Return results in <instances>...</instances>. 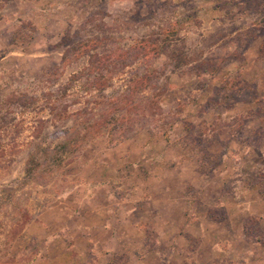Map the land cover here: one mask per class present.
<instances>
[{
  "label": "rangeland",
  "instance_id": "374dc122",
  "mask_svg": "<svg viewBox=\"0 0 264 264\" xmlns=\"http://www.w3.org/2000/svg\"><path fill=\"white\" fill-rule=\"evenodd\" d=\"M4 11L5 18L21 11L25 19L0 18V264H95L74 257L85 249L72 221L104 207L99 183H120L118 200L127 196L122 185L139 191L134 198L141 189L153 197L166 185L184 184L185 175L210 187L203 204L193 200L196 212L259 178L256 188L264 191V0H22ZM142 74L146 84L135 89L146 88L133 93L135 103L154 110L140 135L117 144L90 135L59 164L39 154L38 168L28 174L31 155L52 152L117 108L131 79ZM101 79L104 89L95 85ZM131 114L141 122L139 113ZM163 131L175 146L166 148ZM147 138L156 140L151 147L143 143ZM158 153L178 157V166L195 158L214 173L202 178L206 182L192 168L160 182L143 178L142 155ZM159 163L155 157L148 165ZM156 200L155 206L164 199ZM140 203L127 221L130 233L144 221V232L155 233L146 220L153 214ZM62 228L75 232L76 248L51 244L46 252L44 238ZM250 229L262 238L253 221ZM98 236L92 234L103 239ZM150 240L145 244L153 245ZM137 245L128 252L138 253Z\"/></svg>",
  "mask_w": 264,
  "mask_h": 264
},
{
  "label": "crops",
  "instance_id": "0c3cea01",
  "mask_svg": "<svg viewBox=\"0 0 264 264\" xmlns=\"http://www.w3.org/2000/svg\"><path fill=\"white\" fill-rule=\"evenodd\" d=\"M12 4L22 6V0H9L0 7L2 21L14 20L16 22L18 19L24 20L25 17H23L21 11H16L17 13L14 15L10 13L11 17L5 18L8 14L4 11V8ZM13 37L14 31L11 32L10 42L13 41ZM147 133L149 132L147 131ZM163 138L167 149L173 147L174 144L171 143L170 136ZM149 140L150 138H147L143 141L144 144L149 142L147 147H151L156 141L151 142ZM142 156L147 158L144 161L141 159L143 161L141 170L143 178L146 179L159 181L164 178L167 179L168 176L175 173L182 174L187 168H192L196 172L197 178L202 182L203 177L208 179L209 172L214 173L212 168L208 169L207 167L206 169L197 164L195 158H193V161L184 162L178 166L176 164L178 163V157L167 160L166 155L160 153L157 156L153 154H143ZM222 156L226 157L228 154H222ZM155 157H158L160 163L150 168L148 163ZM237 159L238 156H235L233 160ZM144 162H147V164L144 165ZM163 163H167L168 166H164ZM178 167L180 168L178 169ZM152 168L156 170V175L155 170L152 172ZM224 178H226V173ZM206 179L203 182H206ZM182 180L185 182L184 184L177 185L175 188L166 185L153 197L150 195L149 189H141L143 192L134 198L139 191H124L122 185L121 191L127 196L126 198H119L120 200L116 195L119 190L117 185L120 183L102 185L99 183L98 188H104L105 191L102 196L104 207H92L89 211L90 218L78 221L73 219L72 221L74 230L80 235V242L85 249L77 250L78 254L74 257L80 260L88 258L87 260L90 261L91 259L95 264H102L101 260L103 264H115L118 258L126 260L127 264H264V192H260L261 190L256 187H247L243 190L235 188L231 192L232 196L214 199L215 201L207 205V208L201 205V212H196V208L193 207V200H201L202 202L210 187L203 184L195 186V184H192V178H187L185 175H182ZM111 181L113 179L107 182ZM164 190H169V192H163ZM161 195L164 200L155 206L156 199ZM89 197L88 203L91 204L90 201L95 197L92 194ZM150 201H153L152 204L149 203ZM140 202L145 203L143 210L150 211L153 214L152 218L146 220H149L147 227L155 230V233L154 231L145 230L147 234L152 232L148 236L144 232L145 225H142L145 224V221L142 224H135L136 231L132 230L131 233L132 226L127 222L135 213L136 204L139 203L140 205ZM201 202L200 204H203ZM124 206L129 207L127 212L122 217L117 216L120 208ZM218 209L222 210L225 215L222 217L214 215L213 211ZM163 212L166 215H163ZM246 221H248L247 224H245ZM249 221L257 224L262 238L258 239L250 236L252 230ZM40 224L44 229L46 228L42 223ZM162 231L165 233H162ZM69 232L73 237L66 238L62 234ZM92 234L96 236L100 234L103 239L96 241ZM74 236V231L62 228L59 234L44 238L45 251L48 252L51 244L62 245L66 250L72 251L77 245ZM149 238L153 245L145 244V240ZM66 242L70 245L69 247H66ZM130 242L138 243V248L134 249L138 250V253L128 252L132 250ZM221 246L226 248L222 249ZM88 250L93 251V253H87ZM163 253H168V256H164ZM196 253L205 254H201L198 258Z\"/></svg>",
  "mask_w": 264,
  "mask_h": 264
},
{
  "label": "trees",
  "instance_id": "16d2710c",
  "mask_svg": "<svg viewBox=\"0 0 264 264\" xmlns=\"http://www.w3.org/2000/svg\"><path fill=\"white\" fill-rule=\"evenodd\" d=\"M9 0H4V2H8ZM85 47V46H84ZM117 49V48H116ZM117 51H120L119 49ZM159 55V52H157ZM156 54V55H157ZM145 78H147L146 75L143 76L139 75L136 79H131L129 86H128V94L126 96L122 97V100H120V103L122 102L121 105H119L117 108H110L107 110L105 113L110 115H102L98 119L92 121V123L87 122L86 126L83 128L82 133H77L75 134L74 138L72 137L68 141L56 146L52 152L48 151H42V152H36L33 155L30 156V158L27 161V165H31L28 168V174L33 172L36 168H38V162H37V157H39V154L41 156H44L45 158L49 157L54 160L57 164L60 163L61 161V155H65L66 153H72L77 146H79L80 143L83 141L87 140L89 137L88 136H93L94 134H97V136H105L106 139L108 138V142L112 144H117L121 143L123 141H126L129 138H132L136 135L139 134L144 128L146 121L151 115L154 108L151 110V106L145 107L143 105H139L137 107L136 102V96L133 95V93L137 90L141 92L143 89L145 90L146 87H141L139 89H135V86L137 84L144 85L145 83ZM107 83L104 79L97 80V84H99L100 89L106 88ZM136 93V94H137ZM132 95V96H131ZM124 98V102H123ZM137 112L141 115V122L139 123V119L137 122L133 119V116L131 113ZM150 113L149 115H147ZM119 114V116H117ZM132 116V117H131ZM172 124V123H171ZM174 124V123H173ZM172 125L168 129L172 128ZM162 136L165 137L166 131H163ZM258 183H248L246 187H256ZM260 188V187H259ZM264 192V191H262ZM250 222V221H249ZM248 221L245 222L247 224ZM251 236V234H250ZM254 237V236H251Z\"/></svg>",
  "mask_w": 264,
  "mask_h": 264
}]
</instances>
